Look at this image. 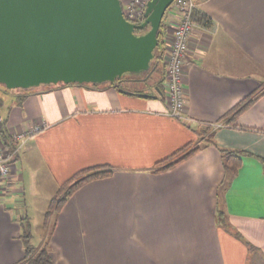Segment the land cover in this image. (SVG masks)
Masks as SVG:
<instances>
[{
    "label": "crops",
    "instance_id": "0c3cea01",
    "mask_svg": "<svg viewBox=\"0 0 264 264\" xmlns=\"http://www.w3.org/2000/svg\"><path fill=\"white\" fill-rule=\"evenodd\" d=\"M197 11L212 23L195 21L180 117L169 111L165 61L164 77L140 89L147 96L62 84L20 97L0 85L10 136L42 127L0 181V264L24 259L23 223L33 233L35 212L46 213L45 222L60 187L97 166L114 171L76 189L36 246L48 243L55 264H264V92L233 115L264 91V0H204ZM163 21L165 38L176 19ZM161 79L163 93L155 84ZM224 151L234 152V174Z\"/></svg>",
    "mask_w": 264,
    "mask_h": 264
},
{
    "label": "water",
    "instance_id": "95a60500",
    "mask_svg": "<svg viewBox=\"0 0 264 264\" xmlns=\"http://www.w3.org/2000/svg\"><path fill=\"white\" fill-rule=\"evenodd\" d=\"M173 1L149 0L135 23L121 0H0V84L96 85L148 71Z\"/></svg>",
    "mask_w": 264,
    "mask_h": 264
},
{
    "label": "trees",
    "instance_id": "16d2710c",
    "mask_svg": "<svg viewBox=\"0 0 264 264\" xmlns=\"http://www.w3.org/2000/svg\"><path fill=\"white\" fill-rule=\"evenodd\" d=\"M144 20V19H143ZM194 20L196 22L202 23L206 26L210 25L212 23L211 17H209L207 14L199 12L196 10L194 13ZM164 21L162 22L160 33H159V45L155 50V56L153 61L151 62L150 69L148 71L139 73V74H125L121 79H118L115 83H104V84H96L89 86H95V87H101V86H115L118 88H121L123 92L127 93H133L139 96H147L148 93L140 90V89H129L127 87H124V85H130V83H134L135 81L134 76H141L146 75L147 80L155 79L157 74H160L163 76L165 73L164 68V61H165V55H166V47H165V41H164ZM147 28L144 29H137V33L145 32ZM164 77V76H163ZM162 82L163 79L155 82L156 88L158 92L163 93L162 88ZM2 85V84H0ZM62 85V84H61ZM63 85H69V84H63ZM79 85H88V84H79ZM5 92L12 90L6 88L4 85ZM54 85H42L40 87L30 88V89H13V90H19L20 91V97H25L31 93L37 92L38 89L45 90L50 89ZM264 91L261 90L259 93H256L254 95H251L250 97L242 100L234 109H233V115H237L239 112H241L243 109H245L248 105H250L252 102L256 100L260 96L261 93ZM4 104V99L0 95V111ZM0 138L5 142L7 146H13L14 139L9 135L6 127L5 122L1 119V113H0ZM199 149V146H195L193 148L186 147L179 153H175L173 156L169 157L168 159L162 161L158 168L155 169V171H165L173 167L174 165L178 164L179 162L183 161L188 156L192 155ZM224 157H225V165L227 168V171L229 173L234 174L237 171V163L235 162H229V157L234 154L233 151H224ZM114 169L108 166H97V167H90L85 168L79 171L77 174H75L73 177L68 179L59 189V192L57 196L54 198L51 208L47 211V217L44 222V228H49V217L55 213L58 212L65 201L68 199V197L76 191L79 187H81L84 183L94 180L103 178L106 176H109L113 173ZM223 215V212H219V221L221 222V217ZM224 221V219H223ZM237 235L241 238V235L237 233ZM33 233H32V227L30 222L23 223V234L22 239L25 246V257L19 264H55V261L53 260V257L50 252V248L48 243H45L41 247H36L32 243ZM250 248H254L251 244H249Z\"/></svg>",
    "mask_w": 264,
    "mask_h": 264
},
{
    "label": "built area",
    "instance_id": "2783aa9c",
    "mask_svg": "<svg viewBox=\"0 0 264 264\" xmlns=\"http://www.w3.org/2000/svg\"><path fill=\"white\" fill-rule=\"evenodd\" d=\"M149 0H121L122 9L126 19L141 23ZM204 0H174L170 6L171 15L176 19L174 29L166 34L164 41L166 47V98L170 105V113L180 117L186 106L184 87V60L188 53L190 41L195 28L194 13ZM168 9V10H169ZM167 10V11H168ZM42 130L41 126L15 132L12 138L17 142L11 148L0 138V181L8 179L14 166V160L19 154L25 141Z\"/></svg>",
    "mask_w": 264,
    "mask_h": 264
},
{
    "label": "rangeland",
    "instance_id": "374dc122",
    "mask_svg": "<svg viewBox=\"0 0 264 264\" xmlns=\"http://www.w3.org/2000/svg\"><path fill=\"white\" fill-rule=\"evenodd\" d=\"M172 11L169 9L166 13V17L171 14ZM135 78V81H133L134 83H130V84H133L134 86L138 87L137 89H142L144 88L146 85L148 84H151V80H147L146 78V75H141V76H134ZM183 152V151H182ZM48 198H51L52 195L48 194L47 195ZM51 207H47V209H49ZM46 214V213H44ZM44 214H40L39 212H35V215L34 217L37 218V221H36V226L34 227L33 229V233H34V238H33V244L35 246H38L42 240V237L44 235H46V233L49 231V229L51 228V223H52V218H53V214L49 217V228L48 229H45L43 224H44Z\"/></svg>",
    "mask_w": 264,
    "mask_h": 264
}]
</instances>
